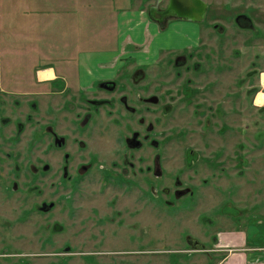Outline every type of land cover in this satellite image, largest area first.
I'll use <instances>...</instances> for the list:
<instances>
[{
  "label": "rangeland",
  "instance_id": "obj_1",
  "mask_svg": "<svg viewBox=\"0 0 264 264\" xmlns=\"http://www.w3.org/2000/svg\"><path fill=\"white\" fill-rule=\"evenodd\" d=\"M108 1L88 0L87 7L92 11L100 8L111 18L110 23L121 21L124 10L139 9L142 3L118 0L114 8H101L99 4ZM206 1L211 3L210 11L200 25L198 46L190 45L184 51L160 50L163 42L154 40L158 28L150 29L148 18L149 23L136 32L139 39L152 36L150 48L158 49L157 58L139 63L141 50L128 48L126 53L135 50L136 56L124 63L118 61L113 79L120 86L142 70L143 94L159 98V102L147 104L148 108H139L146 127L154 126L145 132L160 146L155 150L145 144L135 151L131 157L134 166L120 160L130 152L118 148L119 139L129 131L127 120L121 117L115 124L113 118L119 115L105 114L110 103L118 104L112 97L121 90L112 94L99 89L97 82L81 85L79 52L63 47L41 52L49 49L42 47V40L41 46L25 45L21 31L26 29L17 21L21 6L11 7L8 19L13 21L8 29L13 35H4L1 44L0 264H219L221 257L216 256L226 253L214 255L216 233L221 228L239 231L250 222L253 230L248 245L264 249V0ZM237 13L248 14L253 26L238 21ZM77 15L85 18L83 13ZM100 18L92 20L96 28L108 23ZM55 22L53 33H49L61 45L76 36V31L81 36L92 28L79 18L76 25L74 17L70 32L65 30L68 23ZM34 26L40 31L37 23ZM119 34L118 30L110 34L109 42L119 43ZM178 55H186V61L175 64ZM53 70L57 77L53 82L38 79V72ZM80 108L91 111L90 119L98 118L97 123L90 122L84 129ZM54 129L70 136L72 145L86 138L91 154L98 157L89 174L76 172L77 180L62 176L69 165L63 164L64 150L58 157L53 149ZM72 133L75 139H71ZM158 153L164 169L160 177L150 169ZM72 169L75 172L74 166ZM177 178L193 187V197L175 196ZM52 201L57 206L48 214L36 208ZM91 206L107 212L108 222L102 228L86 217ZM226 206L235 209H224ZM72 210L79 213L76 220L70 218ZM11 233L14 237L24 233L18 241L14 239L12 247ZM188 235L203 242L206 251L193 250ZM69 243L75 245V252L86 250L93 255L70 258ZM8 247L17 255H58L50 259L14 257L11 263Z\"/></svg>",
  "mask_w": 264,
  "mask_h": 264
},
{
  "label": "flooded vegetation",
  "instance_id": "obj_2",
  "mask_svg": "<svg viewBox=\"0 0 264 264\" xmlns=\"http://www.w3.org/2000/svg\"><path fill=\"white\" fill-rule=\"evenodd\" d=\"M202 2L207 4V9L204 14V20L203 21H192L189 18H185L182 16H178L177 11L174 9V4L172 5V0H140L141 6H139V11L144 12L146 16L150 20V26H152L150 29H153L154 27L158 28L156 38H154L155 42L159 41L158 44L162 41L163 44H160L159 49L162 51H176V50H186L190 45V47H196L199 45V41L202 37V27L200 26L207 18L209 11H210V5L211 3L206 1V0H201ZM161 14V15H160ZM160 16V17H159ZM235 18H237L238 21L244 20L245 22L247 21L250 26L252 25V20L251 17L246 14V13H237ZM216 29L219 27L217 24L214 25ZM140 29V28H138ZM174 31V32H173ZM174 34H173V33ZM197 33V34H195ZM195 37H192L194 36ZM190 37L192 39L190 40ZM194 41H198V44L193 43ZM190 52V51H189ZM186 55H178L175 58V64H179L180 62H185L186 61ZM138 73L140 74L138 77L133 76L131 82H126L125 86H120L118 80L109 79V80H102L98 81L97 85L98 88L101 90H105L109 93L114 94L115 92H118L121 90V92L118 93V95H114L112 97L115 98V100H118V104L114 101L113 103H110L109 107L105 111V114H110L113 116L115 113L119 115V118L114 119L113 121L115 124H118L121 121V117L127 120L126 124L127 127L129 128V131H127V135L122 137V139H119L118 148H123L125 149L126 153L130 152L129 154L127 153L126 156L120 157V160L123 159L124 163L125 161H128V164H131L134 166L136 163L134 162L131 157L133 156L132 154L135 151H139L141 148H143L146 145L148 146H153L154 149H158L160 146V142L155 140L151 133L145 132V129L152 131L153 130V124H149L146 127V119L144 116L140 115V108L139 106L142 105L143 107L148 108L146 105L147 104H155L159 102V98L157 96L153 95H144V89L141 88L140 82L141 79L140 77L143 76L144 72L142 70H138ZM38 77V73H37ZM54 78H44L38 79L40 81L48 82L49 81L53 82ZM123 79V78H122ZM121 79V80H122ZM262 80V77H261ZM47 85V84H46ZM264 87V86H263ZM65 92V90H63ZM61 91V93H63ZM111 99V100H112ZM95 99L93 98V101ZM101 100V98L97 99ZM102 105H98V108H100ZM118 106H121V109L118 108ZM139 108V109H138ZM73 111V110H72ZM79 111L83 112L84 117H80L79 121L81 124L84 126V129H88L90 127L89 123H97L98 118H94L91 120L90 118L93 116V113L87 109H82L80 108ZM98 115V114H95ZM79 122V123H80ZM54 124V123H53ZM55 126V125H54ZM75 129V127H73ZM144 130V131H143ZM87 132V131H86ZM54 133V134H53ZM52 135V142H53V149L56 154H58V157L60 156V152L64 150V155H63V164L66 165L68 164L69 167L67 170L63 169V177L66 179H72V180H77L78 174L76 172H80V175L82 174H89L92 169L91 166H93L97 161L98 157L94 154H91L90 147L87 146L88 142L86 138L81 139L78 141L77 145H72L70 143V136H67L66 134L63 135L59 132H57L54 129ZM88 132H87V137H88ZM72 138L75 139L76 137L74 134H71ZM88 139V138H87ZM87 142V143H86ZM74 147V148H73ZM65 149H68L65 151ZM107 151L110 149L109 147L105 148ZM71 150H74L73 154L70 152ZM190 153H194L192 150ZM98 154V153H97ZM159 155V156H158ZM161 153L157 154V158H153V167L151 166L150 169H153V173H155L156 176L160 177L163 174V166L161 162ZM113 163L118 162V161H112ZM72 166H74L75 172H72ZM80 166L81 171H80ZM148 169V170H150ZM150 170V172H151ZM71 172V173H70ZM82 177V176H81ZM176 185L178 188L175 190V196L177 197H183V196H194L195 195V190L191 185H185L184 181L181 180L180 178L176 179ZM58 202V201H57ZM57 204L55 201L50 202L49 204L43 202V204L36 206L37 209H39L40 213L43 214H48L52 210L56 208ZM228 206H226L224 209H226ZM188 209V205L185 207V209ZM229 209H235L234 207H228ZM239 209V208H238ZM73 215L70 216V218H73L76 220L78 218V212L76 210L70 211ZM236 216L235 214H233ZM88 219H94L91 223L94 226H97L99 228H102L103 225L107 224V212L105 211H100L99 207L97 206H91V209L89 211V214L86 216ZM251 223V222H250ZM250 223H246L244 226L245 228L237 231V230H227L223 229L219 230L216 233V242L218 245L214 248V255H220L219 253L223 254L225 252L226 254L224 256H216V257H221V260L219 261V264H224V262L229 258L230 254L233 251L240 250L241 253H244L246 255L251 254L252 252H264V249L262 248H254L253 246H249L248 242L252 240V237L250 235V232L253 228ZM12 234V233H11ZM210 234V233H209ZM24 233H22L18 237H14V234L11 235L10 237V246H14V239L17 241L20 239V237H23ZM187 242L192 246L193 250L196 251H206V245L201 242L199 239L194 238L193 236L188 235L186 237ZM196 242L200 243L195 244ZM241 242L240 247H238V243ZM45 244V242H43ZM71 244V243H69ZM87 244L91 245V239L87 238ZM252 244V243H251ZM8 247V260L12 263V259L14 257H19L20 259L24 258H30V257H42L43 259H50L51 256L58 255L56 253H28V252H20L18 255L17 253L12 252V248ZM71 248H69V256L70 258L73 257V255H80V257H86L88 256L91 258L93 253L91 252H86L81 251L79 253L75 252L76 248L74 244L70 245ZM72 248L74 249L72 251ZM74 258V257H73ZM87 258V260L89 259ZM53 262L56 263V260H54V257L52 258ZM85 259V258H83ZM27 264V263H26Z\"/></svg>",
  "mask_w": 264,
  "mask_h": 264
},
{
  "label": "crops",
  "instance_id": "obj_3",
  "mask_svg": "<svg viewBox=\"0 0 264 264\" xmlns=\"http://www.w3.org/2000/svg\"><path fill=\"white\" fill-rule=\"evenodd\" d=\"M115 1L118 2V0H114V2L113 0H109L107 5L103 3L98 4L103 9L106 7L114 8ZM7 4L8 8L6 7ZM94 4L98 5L96 2ZM3 5H6L5 12L3 11ZM13 5L21 6L20 17L17 21L20 22L21 28L26 29L21 31V36L25 38V45L41 46L42 40V47L48 46L49 49L43 48L41 52H53L63 47L68 51L71 50L80 53L78 56L79 70L80 72L83 71V76L79 77V80L81 85H88L86 87L92 86L98 81L112 79L116 75V70L119 68L118 61L122 60V63H124L126 59L136 56L135 50H131L130 54L126 53L128 48H138L141 50V59L138 60L139 63H147L157 58L158 49L155 50V47L150 48L153 43L151 40L152 36L145 35L142 37L141 35L139 39V34L136 32V29L140 25L144 23L147 25L149 23L146 14L139 11V9L124 10L121 14V21L117 20L116 22L114 20L110 23L111 18H108L107 14L104 15V11L100 8L93 9L92 11L91 8L87 7V5H89L88 0H19L17 2H15V0H10L9 3L7 0L5 2L0 0V76L2 68L1 44H3L4 41L3 36H8V34L13 35V31L8 29V27L12 26L13 19H8V14H10L9 11L12 10L11 7ZM112 8L111 11L113 12L114 10ZM62 11H64V14L61 13ZM76 13H83L85 18L81 19L78 15L76 17ZM87 13L94 17L101 16L100 19H106L105 21L108 22L107 25L104 27L98 26V28H96L92 23L94 17L89 19ZM72 17H74L76 25L78 23L77 18H79L80 21H83L86 25L92 26V28L82 33L81 36H78V32L76 31V36L74 34L71 40H65L62 45L56 43L53 35L50 34L53 33L56 23L55 20L58 19L59 21L68 23L69 25L65 30L70 32L69 29L72 27L71 25H75L74 23L70 24ZM52 22L53 24H51ZM35 23L41 27L40 31L35 30ZM74 28L76 29V26ZM117 30L120 32L118 35L119 43L118 41L116 42V40L113 41V39H110L109 42V35ZM32 31L37 34H32ZM103 42L106 43V48H102ZM119 57L121 58L119 59ZM51 68L53 67L48 69ZM40 73H46L45 78H51L53 75L56 77L55 71L54 73L50 71H40L38 72L40 79H42ZM262 74H264V72ZM224 264H264V252H252L246 255L241 252L233 251Z\"/></svg>",
  "mask_w": 264,
  "mask_h": 264
},
{
  "label": "water",
  "instance_id": "obj_4",
  "mask_svg": "<svg viewBox=\"0 0 264 264\" xmlns=\"http://www.w3.org/2000/svg\"><path fill=\"white\" fill-rule=\"evenodd\" d=\"M178 16L189 18L192 21H203L207 4L201 0H172V5ZM195 244H200L196 242Z\"/></svg>",
  "mask_w": 264,
  "mask_h": 264
},
{
  "label": "bare ground",
  "instance_id": "obj_5",
  "mask_svg": "<svg viewBox=\"0 0 264 264\" xmlns=\"http://www.w3.org/2000/svg\"><path fill=\"white\" fill-rule=\"evenodd\" d=\"M161 15V14H160ZM160 17V16H159ZM41 78H45L46 77V73H40ZM262 83L264 84V74L262 75Z\"/></svg>",
  "mask_w": 264,
  "mask_h": 264
}]
</instances>
